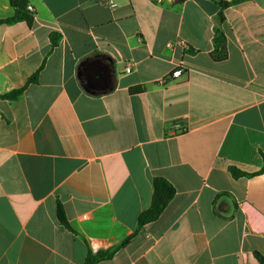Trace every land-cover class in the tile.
I'll use <instances>...</instances> for the list:
<instances>
[{
  "label": "crops",
  "instance_id": "crops-1",
  "mask_svg": "<svg viewBox=\"0 0 264 264\" xmlns=\"http://www.w3.org/2000/svg\"><path fill=\"white\" fill-rule=\"evenodd\" d=\"M27 1L0 23V94L39 71L0 96V264H264V172L230 170L264 165V0L222 21L219 0ZM154 176L176 192L140 226Z\"/></svg>",
  "mask_w": 264,
  "mask_h": 264
},
{
  "label": "trees",
  "instance_id": "trees-1",
  "mask_svg": "<svg viewBox=\"0 0 264 264\" xmlns=\"http://www.w3.org/2000/svg\"><path fill=\"white\" fill-rule=\"evenodd\" d=\"M177 1L182 2L184 0H177ZM239 1L241 0H230V1L219 0L218 3L221 6V11L219 13V20L222 21L224 19V13H223L224 8L228 7L230 4ZM27 3H28L27 0H10V4L14 8V13L10 17L0 18V23H14L16 21L26 20L28 23L31 24L33 21V15L28 10ZM59 38H60L59 34L57 33L52 34L51 39L53 46H56L58 44ZM227 54L228 51L226 46V35L224 34V32L221 30L220 27H216V33L214 36V50L212 52V55L215 59L221 60L226 58ZM38 73L39 71L31 75L24 86L0 94V96L8 98L10 100H16L22 94L23 90L28 84L36 82L38 80ZM134 90H138V89L136 88ZM230 170L232 174L236 177L241 175H253L264 172V165L260 170L255 171L253 173L240 170L235 166H231ZM153 188L154 191H153L151 204L139 214L138 224L140 226L158 218V216L162 213L163 209L167 206V204L169 203V201L172 199V197L176 192V188L174 187V185L163 176H154ZM56 213L59 221L62 224H64L66 227L74 231L73 227L68 221L64 207L61 204V202H58ZM112 252L113 251L110 252L109 250H104L93 253L91 250H89L85 264H94L95 261L104 258L108 255H111ZM262 261L264 262V260Z\"/></svg>",
  "mask_w": 264,
  "mask_h": 264
},
{
  "label": "built area",
  "instance_id": "built-area-1",
  "mask_svg": "<svg viewBox=\"0 0 264 264\" xmlns=\"http://www.w3.org/2000/svg\"><path fill=\"white\" fill-rule=\"evenodd\" d=\"M110 6H112V7H114V6H116V2H115V0H105ZM27 8H28V10H33V7H32V5H27ZM125 70H126V72H130V71H132V63H128L127 65H126V67H125ZM182 72H183V65L182 64H180V65H178L177 67H175L173 70H172V73L170 74V75H166L164 78H162L161 79V83H165V82H167L170 78H172V77H178V76H180L181 74H182ZM185 130V128L183 127V128H181V129H179V131H184Z\"/></svg>",
  "mask_w": 264,
  "mask_h": 264
}]
</instances>
